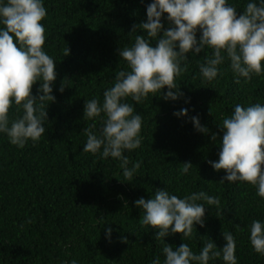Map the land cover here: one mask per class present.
<instances>
[{
	"label": "trees",
	"instance_id": "16d2710c",
	"mask_svg": "<svg viewBox=\"0 0 264 264\" xmlns=\"http://www.w3.org/2000/svg\"><path fill=\"white\" fill-rule=\"evenodd\" d=\"M247 2L228 0L238 14ZM44 3V50L57 63L52 85L55 102L46 108V132L35 145L29 141L21 149L0 135V264H71L72 260L77 264H152L156 256L163 260V245L154 239L156 230L142 224L143 212L134 201L150 199L157 189L165 188L178 197L205 191L220 201L219 206L206 205L204 227L195 225L191 239L182 240L177 233L165 237V243L178 247L184 242L198 252L206 238L223 247L222 233L231 232L238 264H264V256L253 251L248 232L252 220H264V198L245 182L221 183L224 172L208 164L218 159L222 118L237 103L264 104V74L236 83L226 60L219 66L222 75L204 81L199 64L211 53L205 48L199 55L186 54L187 69L176 78L183 97L165 101L166 88L155 96L149 94L140 104L128 97L126 102L142 115L143 142L125 153L129 167L141 162L127 181L119 161L82 151L83 130L93 123L100 127L99 120L83 117L84 103L93 97L102 100L115 73L126 68L118 50L131 46L136 35L147 38L143 30L132 29L146 22L151 0ZM161 23L168 27L164 18ZM38 87L39 82L32 86L33 96ZM181 109H188L186 116L173 115ZM15 115L13 106L10 116ZM193 116L210 130L208 135L195 130ZM213 133L215 143L210 138ZM185 162L193 167L182 175ZM105 225L113 229L111 242L105 238ZM210 264L223 262L217 259Z\"/></svg>",
	"mask_w": 264,
	"mask_h": 264
},
{
	"label": "clouds",
	"instance_id": "9594fccd",
	"mask_svg": "<svg viewBox=\"0 0 264 264\" xmlns=\"http://www.w3.org/2000/svg\"><path fill=\"white\" fill-rule=\"evenodd\" d=\"M46 16L44 0H0V135L21 149L29 141L35 145L45 134L46 108L55 102L52 85L57 63L44 50L42 21ZM162 18L167 28L161 23ZM138 28L147 38L136 35L131 46L118 50L126 68L115 73L112 86L103 91V99L85 101L83 111L85 119L99 120L100 127L96 129L93 123L83 130L86 142L82 151L119 161L127 181L141 168L140 161L129 167L125 153L141 147L143 119L126 99L130 97L140 104L149 94L155 96L165 88V101L183 97L176 78L187 69L186 54L199 55L205 48L211 53L199 64L204 81L211 82L222 75L219 66L226 60L236 83L241 78L248 81L253 75L264 74V0H248L239 14L228 0H151L146 6V22L133 25L132 32ZM37 82V95L33 96L32 86ZM63 87L62 84L58 91L62 92ZM13 106L16 115L10 116ZM187 112L188 109H181L173 115L179 118ZM190 120L196 131L209 134L198 117ZM218 127L222 133L218 159L208 164L214 171L224 172L221 183L245 182L264 198V104L237 103ZM210 138L217 141L215 133ZM192 167L190 162L183 163L181 174H189ZM219 203L218 197L205 191L178 197L166 188L157 189L150 199L135 200L134 205L143 212L142 224L155 229L154 239L163 245V260L156 256L152 264H210L217 259L223 264H238L231 232L222 233L223 247L218 248L206 238L198 252L184 242L178 247L164 242L165 237L177 233L182 240L191 239L195 225L204 227L206 205ZM104 231L111 242L113 229L105 225ZM248 232L253 251L264 256V220H252ZM71 264H77L76 260Z\"/></svg>",
	"mask_w": 264,
	"mask_h": 264
}]
</instances>
